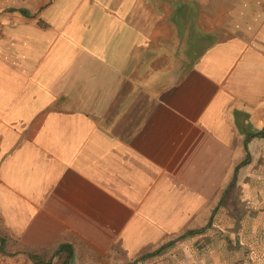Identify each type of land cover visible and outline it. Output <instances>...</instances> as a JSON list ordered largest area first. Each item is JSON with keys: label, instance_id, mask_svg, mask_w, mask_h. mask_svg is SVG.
I'll use <instances>...</instances> for the list:
<instances>
[{"label": "crops", "instance_id": "crops-1", "mask_svg": "<svg viewBox=\"0 0 264 264\" xmlns=\"http://www.w3.org/2000/svg\"><path fill=\"white\" fill-rule=\"evenodd\" d=\"M262 130L264 0H0L5 262L149 264L264 168Z\"/></svg>", "mask_w": 264, "mask_h": 264}, {"label": "rangeland", "instance_id": "rangeland-1", "mask_svg": "<svg viewBox=\"0 0 264 264\" xmlns=\"http://www.w3.org/2000/svg\"><path fill=\"white\" fill-rule=\"evenodd\" d=\"M242 178L241 189L229 191L208 229L181 239L149 264H264V168L245 171ZM2 251L0 264H11Z\"/></svg>", "mask_w": 264, "mask_h": 264}, {"label": "trees", "instance_id": "trees-1", "mask_svg": "<svg viewBox=\"0 0 264 264\" xmlns=\"http://www.w3.org/2000/svg\"><path fill=\"white\" fill-rule=\"evenodd\" d=\"M256 133L264 135V130H262V131H260V132H256ZM251 135H252V134H251Z\"/></svg>", "mask_w": 264, "mask_h": 264}]
</instances>
